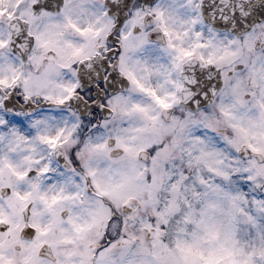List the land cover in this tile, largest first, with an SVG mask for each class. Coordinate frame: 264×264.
I'll list each match as a JSON object with an SVG mask.
<instances>
[{
    "label": "snow or ice",
    "instance_id": "6c2138e0",
    "mask_svg": "<svg viewBox=\"0 0 264 264\" xmlns=\"http://www.w3.org/2000/svg\"><path fill=\"white\" fill-rule=\"evenodd\" d=\"M0 264H264V0H0Z\"/></svg>",
    "mask_w": 264,
    "mask_h": 264
}]
</instances>
